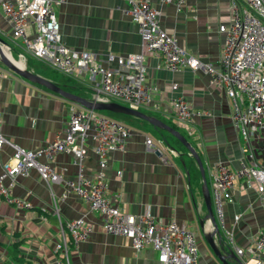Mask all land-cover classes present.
Returning a JSON list of instances; mask_svg holds the SVG:
<instances>
[{
    "label": "crops",
    "instance_id": "crops-1",
    "mask_svg": "<svg viewBox=\"0 0 264 264\" xmlns=\"http://www.w3.org/2000/svg\"><path fill=\"white\" fill-rule=\"evenodd\" d=\"M149 1L159 12L160 26L175 34L187 52L202 60L218 61L224 38L218 24L228 19L230 0H185L180 9L171 2ZM126 6V0H62L55 4L54 11L61 37L69 47L93 51L110 67L116 64L105 61L107 53L142 54L146 79L151 85V102L157 105L153 109L146 104L142 106L144 109L139 108L142 111L150 110L154 113H146L171 124L170 98L173 94L184 97L194 113L188 129L184 128L188 136L180 133L197 151L204 175L176 137L179 144L139 117L143 120L127 122L133 129L124 148L114 149L107 156L105 192L126 211H148L157 220L173 219L192 228L197 239L198 263L216 264V258L211 252L210 258L204 248L205 235L212 230V224L206 215L202 190L207 186L210 191L211 169L217 162L231 169L237 168L241 161L264 166V129L244 137L231 119V101L222 86L209 83L207 75L199 70L163 67L161 56L143 47L136 22L125 11ZM27 30L30 32V27ZM0 37L6 41L0 44L3 52L9 50L14 57L15 51L16 57L10 56L14 62L22 59L24 64L20 67L91 99L88 73L77 77L66 75L49 64L52 69L45 72L38 69L44 67L41 64L45 61L12 42L9 23L1 8ZM20 52L23 56L17 59ZM173 82L177 84L176 90L170 87ZM73 104L75 101L68 97L12 71L0 58V132L9 141L36 147L51 140L63 132ZM146 134L162 145L161 152L145 146ZM84 146V171L91 176L96 170V156L90 140ZM11 151L8 143L3 144L1 163L10 159ZM52 164L65 177H73L76 172L69 151L56 152ZM255 186L253 179L249 185L243 178L235 179L231 199L224 203V225L231 231L234 244L244 248V257L250 255L247 249L257 231L264 228V195L259 196ZM63 191L66 195L61 197ZM11 194L28 200L30 206L17 207L0 197V264H55L54 246L66 233L62 222L78 215L91 223L92 230L70 251V264H158L156 251L149 246L135 251L125 237L103 231L100 214L90 210L86 201L62 181L48 183L32 168L27 175L16 177ZM210 204L213 209L211 197ZM235 213L239 215L237 219H233ZM218 227L222 240L226 241L222 228ZM214 240L217 241L216 236Z\"/></svg>",
    "mask_w": 264,
    "mask_h": 264
},
{
    "label": "built area",
    "instance_id": "built-area-1",
    "mask_svg": "<svg viewBox=\"0 0 264 264\" xmlns=\"http://www.w3.org/2000/svg\"><path fill=\"white\" fill-rule=\"evenodd\" d=\"M61 1L0 0L12 42L63 74L77 77L88 73L94 101L119 99L133 108L148 104L157 109L156 103L151 102V85L146 79L142 54L107 53L105 61L116 64L110 67L93 51L69 47L61 37L54 11L55 4ZM126 1L124 9L136 22L143 47L158 53L163 67L199 70L207 75L209 83L222 86L231 101V119L244 137L264 129V0H230L229 17L218 24L224 38L216 63L187 52L175 34L160 26L159 12L149 0ZM160 1L171 2L180 9L185 0ZM22 56L20 52L18 58ZM170 87L176 90L177 84L173 82ZM169 104L172 122L188 129V121L194 113L188 102L180 94H173ZM132 129L127 122L100 109L86 108L75 102L70 107L63 132L42 145L24 147L9 141L0 132V153L5 143L12 148L10 159L5 163L0 161V197L17 207H29L28 200L11 194V187L18 175L25 176L33 168L46 182L62 181L73 189L90 210L100 214L103 231L125 237L133 250L149 246L156 251L158 264H199L197 239L192 228L173 219L157 220L148 211H126L113 203L105 192L107 156L114 149L124 148ZM86 140L91 141L97 163L91 176L84 171ZM144 143L147 148L161 152L162 145H157L147 134ZM58 151H69L73 155L76 164L73 177H65L52 164ZM210 177L209 195L215 221L223 230L225 243L237 256L238 264H264V228L257 231L247 249L250 255L244 257V248L234 244L231 231L224 225V203L231 199L235 179L243 178L248 185L250 180H255L257 194L263 196L264 166L254 161H241L237 168L231 169L217 162ZM65 195L63 191L61 197ZM238 216L235 213L233 219ZM62 226L66 235L54 246L55 264H70V251L87 238L92 225L78 215L64 220Z\"/></svg>",
    "mask_w": 264,
    "mask_h": 264
},
{
    "label": "water",
    "instance_id": "water-1",
    "mask_svg": "<svg viewBox=\"0 0 264 264\" xmlns=\"http://www.w3.org/2000/svg\"><path fill=\"white\" fill-rule=\"evenodd\" d=\"M5 43L6 41L0 37V44ZM0 58L1 61L12 71L20 74L21 76L43 84L44 86L48 87L49 89L60 93L61 95L68 97L69 99L75 101L76 103L86 107V108H94V109H103L118 113H123L127 115H134L137 117H141L152 125L164 128L172 133L188 150L189 153L193 156L196 161V164L199 168L200 174L203 176V165L201 159L195 150V148L191 145V143L186 139V137L180 133V131L175 128L173 125L168 124L158 117L154 115H150L141 109L130 107L126 104L120 103L116 100H107V101H94L92 99L83 97L77 93L72 91L66 90L57 83L51 81L50 79L43 77L40 74L33 72L32 70L25 69L16 65L2 50L0 46ZM202 197L206 207V215L207 218L210 220L212 224V230L205 235V241L208 244L211 253L216 258L217 262L220 264H231L230 260H233L238 264L237 256L234 252L227 246L224 240H222L221 233L219 231V227L215 221V217L212 211V207L210 204V195L207 186H204L202 190ZM214 236L217 237V241L214 240Z\"/></svg>",
    "mask_w": 264,
    "mask_h": 264
},
{
    "label": "rangeland",
    "instance_id": "rangeland-1",
    "mask_svg": "<svg viewBox=\"0 0 264 264\" xmlns=\"http://www.w3.org/2000/svg\"><path fill=\"white\" fill-rule=\"evenodd\" d=\"M13 55H14V57H16L15 56V51H13ZM16 59V58H15ZM42 66H44V67H42V69H40V66L38 67V69L39 70H41L42 72H45V69L47 70H49V69H52V68H50V66L48 65V63H46V62H44V63H42L41 64ZM52 71V70H51ZM89 97V96H88ZM114 100H116V101H118V102H120V103H123V104H125L123 101H121V100H119V99H114ZM143 108V107H142ZM144 109V108H143ZM147 110V109H146ZM102 111V110H101ZM148 112H150V113H154V112H152V111H150V110H147ZM102 112H104V113H106L105 111H102ZM106 114H108V113H106ZM114 117H116V118H118V119H121V120H123V121H125V122H128V123H131L132 124V121H130V120H133V119H141V118H139V117H137V116H134V115H128V116H117V115H115ZM141 120H143V119H141ZM135 121H137V120H135ZM178 127V130L179 131H181L182 133H185V135H187L186 134V132L184 131V128L183 127H179V126H177ZM155 129H157V130H161V131H163V133L168 137V138H170V141H172V142H174L175 144H179V142L175 139V136L173 135V134H171L169 131H167L166 129H161V128H155ZM157 133V132H156ZM153 134H155V133H153ZM157 134H159V132L157 133ZM188 136V135H187ZM200 172V171H199ZM206 246V245H205ZM204 246V248L206 249V251H207V254L210 256V258H212V254L210 253L211 252V250H210V248H209V246H208V244H207V246L205 247ZM202 249V248H201ZM201 251V250H200ZM202 253V252H201ZM218 263V262H217ZM231 264H236V262H231Z\"/></svg>",
    "mask_w": 264,
    "mask_h": 264
},
{
    "label": "trees",
    "instance_id": "trees-1",
    "mask_svg": "<svg viewBox=\"0 0 264 264\" xmlns=\"http://www.w3.org/2000/svg\"><path fill=\"white\" fill-rule=\"evenodd\" d=\"M100 110L105 111L106 113H108L111 116H115V115H117V116H128L127 114H123V113H118V112H113V111H108V110H103V109H100ZM144 112H147V111L144 110ZM135 120H137V119H133V120H130V121H132V123H135L136 122ZM171 125L175 126L173 123H171ZM192 162H193V160H192ZM197 169H196V174H198V170Z\"/></svg>",
    "mask_w": 264,
    "mask_h": 264
},
{
    "label": "bare ground",
    "instance_id": "bare-ground-1",
    "mask_svg": "<svg viewBox=\"0 0 264 264\" xmlns=\"http://www.w3.org/2000/svg\"><path fill=\"white\" fill-rule=\"evenodd\" d=\"M5 51V54L10 58V56L11 57H13L10 53H8L9 51L8 50H6V49H4ZM10 54V55H9ZM14 58V57H13ZM11 59V58H10ZM17 59H19V58H17ZM12 60V59H11ZM13 61V60H12ZM25 61V60H24ZM14 62V61H13ZM15 64H17L18 66H23V61H22V59H20L19 61H17V62H14Z\"/></svg>",
    "mask_w": 264,
    "mask_h": 264
}]
</instances>
